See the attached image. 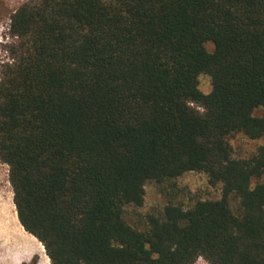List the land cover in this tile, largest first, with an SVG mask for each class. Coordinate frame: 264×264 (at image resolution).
<instances>
[{
	"label": "trees",
	"instance_id": "trees-1",
	"mask_svg": "<svg viewBox=\"0 0 264 264\" xmlns=\"http://www.w3.org/2000/svg\"><path fill=\"white\" fill-rule=\"evenodd\" d=\"M10 30L0 160L51 264H264V144L228 140L264 137V0L27 1ZM189 171L221 197L125 220L147 182Z\"/></svg>",
	"mask_w": 264,
	"mask_h": 264
},
{
	"label": "rangeland",
	"instance_id": "rangeland-1",
	"mask_svg": "<svg viewBox=\"0 0 264 264\" xmlns=\"http://www.w3.org/2000/svg\"><path fill=\"white\" fill-rule=\"evenodd\" d=\"M36 0H0V70L3 63L11 62L14 51L19 46V39L13 36L10 30L11 17L24 2ZM209 51H213L212 42L206 43ZM199 88L209 93L212 90L211 77L207 74L199 76ZM194 106H197L193 103ZM202 110V107H198ZM257 114L260 111L256 112ZM233 155L235 157H248L253 154L260 145L264 144V137L251 139L243 133H237L229 137ZM264 182V176L261 178ZM145 200L143 205H128L125 210V220L139 230L149 227V218L152 215L161 217L168 204H178L184 208L193 206L198 200L218 199L221 197V185L214 186L209 182V177L204 172L189 171L183 175L165 180L163 182L149 181L145 185ZM231 205L235 211L239 205L236 197L231 198ZM0 227L11 232L18 229L26 237L43 244L34 235L30 234L19 221L14 193L9 178V166L0 160ZM44 248V246H43ZM45 249V248H44ZM48 257L49 264L51 260ZM39 256L34 255L20 264H38ZM194 264H210L203 257H199Z\"/></svg>",
	"mask_w": 264,
	"mask_h": 264
},
{
	"label": "bare ground",
	"instance_id": "bare-ground-1",
	"mask_svg": "<svg viewBox=\"0 0 264 264\" xmlns=\"http://www.w3.org/2000/svg\"><path fill=\"white\" fill-rule=\"evenodd\" d=\"M39 256L38 264H49L45 249L36 240L0 227V264H20L32 256Z\"/></svg>",
	"mask_w": 264,
	"mask_h": 264
}]
</instances>
